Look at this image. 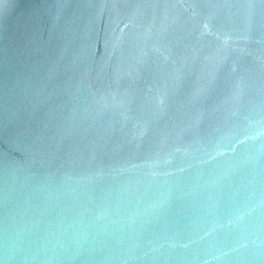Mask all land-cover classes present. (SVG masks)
I'll return each mask as SVG.
<instances>
[{
  "label": "water",
  "instance_id": "95a60500",
  "mask_svg": "<svg viewBox=\"0 0 264 264\" xmlns=\"http://www.w3.org/2000/svg\"><path fill=\"white\" fill-rule=\"evenodd\" d=\"M0 264H264V0H0Z\"/></svg>",
  "mask_w": 264,
  "mask_h": 264
}]
</instances>
